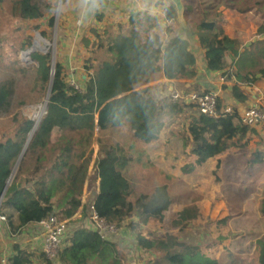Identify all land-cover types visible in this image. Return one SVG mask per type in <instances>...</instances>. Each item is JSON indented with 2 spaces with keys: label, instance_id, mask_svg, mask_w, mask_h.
<instances>
[{
  "label": "trees",
  "instance_id": "16d2710c",
  "mask_svg": "<svg viewBox=\"0 0 264 264\" xmlns=\"http://www.w3.org/2000/svg\"><path fill=\"white\" fill-rule=\"evenodd\" d=\"M6 1L0 0V5ZM8 1L12 4V16L27 23L46 19L57 0ZM168 4L169 25L164 34L157 31L160 18L147 12L132 15L129 25L119 26L116 34L109 28L102 35L93 30L99 40L88 57L89 72L83 83L73 78L81 89L71 85L66 66L59 60L54 62L51 52L34 53L36 64L30 68L16 66L19 62L14 60L15 69L11 68V73L5 69L0 55V119L9 120L8 126L12 128L6 126L12 132L0 137V196L3 194L0 215L4 216L1 222L5 236L17 240L29 225L52 215L72 218L81 207L84 219L89 216L91 202L107 223L132 231L150 220L163 221L174 202L169 185L157 184L150 193L131 199L129 166L135 161L130 156L134 155V149L131 151L125 144L114 141L116 128L127 125L133 144L136 140L152 143L164 126L191 109L194 112L188 115L185 140L193 146L191 153L195 160L191 170L215 159L219 168L221 155L244 146L240 142L251 128L242 122L237 110L218 118L210 117L202 114L195 103L155 98L150 84L156 79L196 78L197 59L192 50L195 39L204 51L205 70H225L228 79L250 87L262 85L264 0H192L191 5L185 6L186 28L180 26L174 5L169 1ZM227 10L258 25L250 45L241 36L225 32L222 24ZM48 23L54 26V17ZM28 46L29 43L16 50L14 57ZM97 49L104 51L98 65L93 59ZM193 89L199 94L211 90L206 85ZM232 92L242 99L240 89L234 87ZM46 101V113L35 129L36 122L22 116L21 109L26 105H45ZM223 104L219 99L218 108ZM95 145L98 148L94 166L99 168L96 177L100 190L89 203L83 204V194L71 186L66 171L74 148L94 152ZM197 218L198 206H187L177 214L173 226L185 229L187 223ZM161 238L148 240L141 234L136 236L144 250L162 251L154 264H200L197 255L189 251L197 250L196 247L172 236ZM71 242L61 249L58 261L49 260L28 244H10L8 262L32 264L37 259L38 264H88L87 258L96 254L102 258V264L110 261L119 264L110 239L96 231L82 229ZM257 243L258 264H264V235ZM3 248L0 243V264ZM200 261L204 264L203 257ZM210 264L219 262L211 260Z\"/></svg>",
  "mask_w": 264,
  "mask_h": 264
},
{
  "label": "rangeland",
  "instance_id": "374dc122",
  "mask_svg": "<svg viewBox=\"0 0 264 264\" xmlns=\"http://www.w3.org/2000/svg\"><path fill=\"white\" fill-rule=\"evenodd\" d=\"M11 6L12 4L8 0L0 5V55H2L1 60L4 65L7 66L5 68L8 70L7 72L11 73L13 67L15 69L14 60L19 62L16 66L30 68L36 64L33 60L34 53L51 52L54 61L59 60L74 70L72 72L67 67L72 79H79L78 81L83 83L86 78V71L89 72L86 69L89 64L88 57L96 44V36L90 29L99 28V25H95L96 23L92 20L93 13L84 15L79 0H57L53 12L46 19L22 23L12 16ZM51 17H54V26H50L48 23ZM97 17L99 16L97 15ZM73 22L74 24L71 25ZM119 25L122 24L119 23ZM37 40H41L45 47H36ZM28 43L29 46L22 49L15 58L14 52ZM27 50H31L29 64L22 62L24 59L21 56ZM103 56L104 51L102 49L95 50L93 53L95 64L98 65ZM82 76L84 77L82 78ZM74 85L72 86L74 87ZM150 86H152L153 96L157 99L170 98L173 87L182 94L185 93L184 88L177 82L158 81L152 82ZM217 89H221V87H217ZM194 110L196 109L194 108ZM192 112L194 111L187 109V113L181 118L170 121L152 143L136 140L133 144L131 142L133 137L127 125L114 129L113 136L114 141L125 144L127 148H131V151L134 149V155L131 153L130 156L135 161L129 166L132 185L131 199L150 193L157 184H168L174 199L165 216L167 218L161 222L153 220L146 226L144 233L154 232L160 236L172 231L174 218L177 214L184 207L195 205L198 206V218L187 223L184 234L192 239L193 244L199 250H206L211 252L212 256H219L221 250H231L228 246L230 240L235 237L233 231H237L243 226L247 227L258 219L256 214L260 210L259 196L264 194V191L258 190L261 189L260 185L264 184V171L242 173L244 170L239 169L241 165L234 162L231 164V161L228 162V166H225L233 165L232 170L228 168L215 171V160L202 167L196 166L191 170L195 156L191 153L193 146L185 140L188 136L186 129L189 122L188 115ZM21 115L37 122L40 117L44 116V104L26 105L21 109ZM9 123V120L0 119V137H6L12 132L10 130L12 128L8 126ZM97 148L98 146L95 145L94 152L91 149L74 148L69 168L66 171L71 186L75 190L81 191L87 203L97 192L98 168L94 166ZM131 151L128 150V152ZM228 180L238 182L236 185L223 186L222 184H226L224 182ZM254 181L258 183L256 185L259 186V189L256 187L252 191L250 186ZM229 183L233 182L230 181ZM225 192L231 195L239 193L241 195L227 200L222 197ZM230 216L232 219L227 223ZM80 220V218H76L69 223L67 246L72 244V237L84 229L82 228L83 222ZM39 230L40 227L35 226L34 229L25 231L21 237L24 240L23 245L28 244L41 252L38 242H30L34 236H37ZM107 236L119 245L125 246L134 260L136 257H142V254L136 251L137 243L130 232L129 237L125 240L117 236ZM0 237H2L1 232ZM130 242H134L136 245L133 248L129 247ZM64 246L65 244L61 246V249ZM61 249L60 251H62ZM147 258L146 255L145 259L147 260ZM53 261H58V259ZM138 261L140 262V260Z\"/></svg>",
  "mask_w": 264,
  "mask_h": 264
},
{
  "label": "crops",
  "instance_id": "0c3cea01",
  "mask_svg": "<svg viewBox=\"0 0 264 264\" xmlns=\"http://www.w3.org/2000/svg\"><path fill=\"white\" fill-rule=\"evenodd\" d=\"M161 2L168 3V1H157V0H120L115 5H112V7L110 8L108 12H103V10H105V7H104L105 2L102 0V5L100 9L93 13V18H92L93 22L96 23L95 25H99V28L98 29L91 28L90 30L91 32L95 30L97 31L98 34L102 35L103 30L109 28L113 34H116L118 33L117 28L119 26L129 25V21L132 15H134L135 13L147 12L148 14H151L155 17L160 18L161 26L158 27L157 31L164 34L163 32L165 28L167 27L165 21L162 20L161 17L156 16L153 13V10L155 8L160 7ZM191 3H192V0H186L185 5H191ZM97 15L99 17H97ZM126 19H127V22H125ZM67 21H69L68 18H67ZM119 23L122 25H119ZM73 24L74 22L71 25ZM222 26L225 32L229 36H241L243 40L245 41L246 45H250L252 39L255 37V33L258 28V25L255 22L254 24H250L246 22V20L241 15L233 11H229V10L226 11V18ZM98 40L99 38H96L95 43H97ZM194 40H192V50L197 59L195 69L198 72V76L194 78L193 80L156 79L154 81L155 83L158 81L171 82V83L177 82V84L182 85L184 82H188L189 85H191L192 87L197 86V85H203V86L206 85L210 89H212L213 87L214 88L221 87V90H222L221 99L224 101V104L222 107H224L225 105H230L233 107L234 110H237L240 115L247 108H249L250 106L254 104H260V103L264 104V83L260 86L250 87L248 85H244L240 82H237L234 79H228L226 77L227 80L225 81V83H223V85H221V83L218 82V78L221 76H224L225 70L224 71H211V72L205 70L204 51L203 49L200 48L198 43ZM227 61L228 63H231V60L229 57L227 58ZM67 67L70 68L69 65L66 66V68ZM69 68H67V71ZM69 70L74 72V70H71V68ZM87 74L88 72L86 71V76ZM83 77L84 76H82V78ZM232 81L237 82V84H239V87L236 85H233ZM206 83H211V84H206ZM234 87H237L238 89L242 91L241 93L242 99L236 98L234 96L232 92V89ZM250 128L252 132L250 131L247 134V137L244 138L240 142V144L244 145L242 148L228 150L225 154L220 156V162H219L220 167L219 168H216L217 161L215 159V168H214L215 170L217 169L221 171V170L228 169V168L232 170L234 168L233 165H231L230 167H226L228 166V162L231 161V164L232 162H234L237 165H241L239 169L244 170V172L242 173H250V171L251 172L264 171V122L257 123L256 125ZM230 181H232L233 183H229ZM237 182L238 181H235V180H228L224 182L226 184H222V185L223 186L229 185V184L236 185ZM256 184L258 183H256L255 181L251 183L250 187L252 188L251 189L252 191L257 187ZM260 186H261V189L258 191H264L263 189L264 184H261ZM257 188L259 189V186ZM240 195H241L240 193L231 195V194H228V192H225V195H223L222 197L224 199L230 200L228 198H234ZM258 205L260 206V210H258L256 214L258 219L255 220L254 223L249 224L247 227L243 226L241 229L238 228L237 231H233L232 233L234 234L235 237L233 240L232 239L230 240L229 246H228L231 250H221L219 256H212V253L209 251L207 252L206 250H199L198 247L195 244H193L192 239L189 236L184 234L185 229L174 228L172 226V229H171L172 231H168L160 236H157L158 234L154 232L145 234L144 229L153 220H150L147 224L140 225L139 227H137V229L133 231L129 227L127 228L125 227L126 229L129 230L128 232L131 233V236L134 237L135 242L137 243L136 245L134 244V242H130L129 247L133 248L136 245L135 246V248L137 249L136 251L142 254V257H139V258L136 257V260H134V257L132 256L131 253L129 255L125 246L119 245L111 237L107 239L111 238L110 241L113 244L112 252L114 254V257L118 260L119 264H136V263L137 264L139 263L140 264H154L158 260V258L161 256V253H162L161 250H144L140 245H138V242L136 240V236L138 234H141L142 237L148 240H151L155 237L156 238L162 237V238L168 239L169 236H172L173 238H176V240L184 241L186 245L188 246L197 247V250H189V251L192 254H194V256L197 255L198 257L197 259L199 260L197 262H199L200 264H202L200 261L201 257H203L204 264H210L211 260H215L219 262V264H233V263L234 264L236 263L237 264H258L259 246L257 243V239H259L262 235H264V210H262V208H264V194H261L259 196ZM176 217L174 218V220L176 219ZM231 219L232 217L230 216L227 223H229ZM0 223H1L0 232L2 234V237H0V242L2 243L4 240H13L4 235V233L2 232L3 224L2 222ZM35 226H38V225L36 223H33L29 225L27 229H25V231H30L31 229H34ZM114 236L120 237L123 240H125L127 237H129V233L126 236H120V235H114ZM4 237L6 238L4 239ZM146 255L148 256L147 260L145 259ZM87 259H88V264H102L101 263L102 258L96 254H92ZM138 260H140V262ZM37 262H38L37 259H33L32 264H37ZM107 264H116V262L112 263V261H110Z\"/></svg>",
  "mask_w": 264,
  "mask_h": 264
},
{
  "label": "built area",
  "instance_id": "2783aa9c",
  "mask_svg": "<svg viewBox=\"0 0 264 264\" xmlns=\"http://www.w3.org/2000/svg\"><path fill=\"white\" fill-rule=\"evenodd\" d=\"M105 2L104 7L105 10L103 12H108L112 5H115L120 0H103ZM158 1V0H157ZM169 4L167 2H161L159 8H155L153 13L156 16L162 18L165 21L166 25H169L167 21V14H168ZM32 50V49H31ZM31 50H27L22 53V58L24 59L25 64H29L31 61ZM227 78L225 76H221L218 78V82L223 85ZM71 85H74L75 88L81 89V87L75 82L71 81ZM211 84V83H206ZM233 85L239 87L237 82L232 81ZM185 93H181L177 88L173 87L171 89L170 99L173 101H181L186 102L187 104L195 103L200 110V112L204 115L218 118L224 114L231 113L234 109L230 105H225L222 108H218V101L222 98V90L217 88H212L205 93L199 94L196 92L188 82H184L181 85ZM241 120L244 124L252 127L257 123L264 122V104H254L247 108L241 115ZM99 170V168H98ZM95 190V189H94ZM100 190V181L97 179V186L96 191L99 192ZM83 203L85 202V198H83ZM82 207L80 208L79 212L74 215L72 218H63L58 217L56 215H52L49 218L42 219L38 222H35L39 227L40 230L37 233V236H34L30 242L36 241L39 243V248L41 253H43L49 260H55L58 258L60 249L64 244L68 242V226L69 223L76 218L81 219V211ZM89 216L84 219H81L83 222L84 229H91L93 231L98 232L103 238H107V235H120L126 236L128 235V230L124 229L125 227H117L115 225L107 223L97 212L94 206V203L91 202L89 204ZM4 216L0 215V220H3ZM22 237L17 240H4L2 244L4 248L2 250V264H9L8 256L10 254L9 245L14 243L23 244ZM1 243V242H0ZM29 243V240H27Z\"/></svg>",
  "mask_w": 264,
  "mask_h": 264
},
{
  "label": "water",
  "instance_id": "95a60500",
  "mask_svg": "<svg viewBox=\"0 0 264 264\" xmlns=\"http://www.w3.org/2000/svg\"><path fill=\"white\" fill-rule=\"evenodd\" d=\"M158 1H169V2H171L175 7L177 19H178L180 26L182 28L187 27V19L185 16V6H186L185 2H186V0H158ZM48 91H49L48 92V97H49V94L51 92V86H50ZM48 97H47V100H48ZM46 109H47V101L44 105V114L46 113ZM41 119H42V117L36 122L35 129L39 126ZM29 140H30V138H29ZM28 143H29V141L27 142V144ZM25 149H24V151H25ZM24 151H23V153H24ZM23 153H22V155H23ZM22 155H21V157H22ZM21 157H20V159H21ZM17 166H18V164H17ZM17 166H16V168H17ZM2 197H3V194L0 196V200H2Z\"/></svg>",
  "mask_w": 264,
  "mask_h": 264
},
{
  "label": "clouds",
  "instance_id": "9594fccd",
  "mask_svg": "<svg viewBox=\"0 0 264 264\" xmlns=\"http://www.w3.org/2000/svg\"><path fill=\"white\" fill-rule=\"evenodd\" d=\"M79 5L83 10V14L94 13L99 10L102 5V0H79Z\"/></svg>",
  "mask_w": 264,
  "mask_h": 264
},
{
  "label": "bare ground",
  "instance_id": "6f19581e",
  "mask_svg": "<svg viewBox=\"0 0 264 264\" xmlns=\"http://www.w3.org/2000/svg\"><path fill=\"white\" fill-rule=\"evenodd\" d=\"M35 46H36V47H40V46H42V48H44V47H45V44L42 45V41H41V40H37ZM35 46H34V47H35ZM40 118H41V117H40ZM40 118H39V119H40Z\"/></svg>",
  "mask_w": 264,
  "mask_h": 264
}]
</instances>
